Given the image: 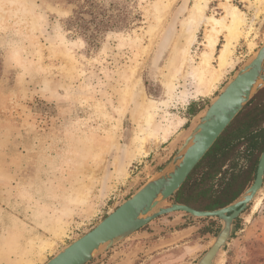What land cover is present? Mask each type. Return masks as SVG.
<instances>
[{"label": "rangeland", "instance_id": "374dc122", "mask_svg": "<svg viewBox=\"0 0 264 264\" xmlns=\"http://www.w3.org/2000/svg\"><path fill=\"white\" fill-rule=\"evenodd\" d=\"M74 1L0 0V264H45L91 230L178 152L194 120L182 125L183 107H203L200 117L264 45V0H230L247 21L216 80L217 56L210 70L202 64L210 30L196 13L197 0H94L121 26L100 32L96 45L67 29L78 8ZM225 2L212 0L206 14L221 17ZM198 26L188 52L187 39ZM227 38L222 33L216 54ZM150 99L161 106L148 127L143 112ZM187 216H160L103 246L88 264H119L120 257L121 264H197L222 220ZM180 222L196 228L189 234L193 246L158 247ZM220 256L214 264H264V183L236 218Z\"/></svg>", "mask_w": 264, "mask_h": 264}, {"label": "water", "instance_id": "95a60500", "mask_svg": "<svg viewBox=\"0 0 264 264\" xmlns=\"http://www.w3.org/2000/svg\"><path fill=\"white\" fill-rule=\"evenodd\" d=\"M264 87V45L227 82L221 92L195 117L184 143L173 158L130 197L104 217L91 230L58 251L45 264H88L105 246L111 248L130 237L151 221L181 211L192 220L216 217L222 227L213 245L197 264H214L235 230L236 218L248 207L264 183V150L260 155L251 186L234 202L213 210H199L188 204L163 203L172 198L203 159L216 140L243 110L251 98Z\"/></svg>", "mask_w": 264, "mask_h": 264}, {"label": "trees", "instance_id": "16d2710c", "mask_svg": "<svg viewBox=\"0 0 264 264\" xmlns=\"http://www.w3.org/2000/svg\"><path fill=\"white\" fill-rule=\"evenodd\" d=\"M76 2L78 8L67 20V29L82 31L88 44H98L102 31L121 29L116 15L99 8L94 0ZM263 150L264 87L235 117L173 197L199 210L232 203L255 178ZM241 158L244 164L240 163Z\"/></svg>", "mask_w": 264, "mask_h": 264}, {"label": "bare ground", "instance_id": "6f19581e", "mask_svg": "<svg viewBox=\"0 0 264 264\" xmlns=\"http://www.w3.org/2000/svg\"><path fill=\"white\" fill-rule=\"evenodd\" d=\"M211 1L212 0H197L195 3V10H196L197 15L200 18V22H205L206 24H208L209 30H210L207 36V39L205 41V46L207 49L203 53L204 55L202 58V64H204V67L206 70H210L213 66V59L217 56L218 72L215 75H216V80H219L222 77L224 71L227 69V67L231 63V57L234 52V48L236 46V43L239 41L241 35L244 34V31H245L244 26L246 24L247 19L244 13L240 10V8L237 5L233 4L230 0H226L225 2V14L224 15H222L221 17H216L214 15H208L206 14V9L209 7V4ZM167 5L169 4H166L164 6L166 7ZM198 28L199 26L192 32L190 37H188L187 39L186 50L188 52H189L191 45L194 44V42L197 39ZM224 32H227L228 38L222 45L219 53L216 54L220 36ZM182 64H184V61L181 63L180 66H178L176 70L174 69L175 71L172 73L171 79H174L177 76L178 72L181 71L183 67ZM174 88H175V82L174 80H170L168 83V89L170 91L169 93H171L174 90ZM212 88L215 89L216 86L214 85ZM166 103L167 102H165V104ZM160 104L161 103H159L158 101L150 99V102L145 105L143 113L145 115V120H146L148 127L152 124L156 110L158 109V106ZM137 139H140V141L142 139L143 144H145V142L147 141L146 137H142V136L138 137ZM140 141H139V144H140ZM143 144L140 150L144 149ZM47 243H50V242L48 241ZM45 246H41V247H45ZM219 256H220V253H219ZM25 260H26V264H35L34 261H30L31 259H25Z\"/></svg>", "mask_w": 264, "mask_h": 264}, {"label": "crops", "instance_id": "0c3cea01", "mask_svg": "<svg viewBox=\"0 0 264 264\" xmlns=\"http://www.w3.org/2000/svg\"><path fill=\"white\" fill-rule=\"evenodd\" d=\"M190 105V104H189ZM184 106L183 110L185 111L184 114H188L184 116V121L182 122V125L188 124L191 120V118H195L196 115H198L202 108L201 106ZM175 223V222H174ZM179 223V222H176ZM182 225L179 229H175L174 233H171V236L169 237H161L156 241V244L158 247H166V246H173L174 244L178 247H187L193 246V244L190 242L191 239H189L190 230H195L196 228L188 227L184 224V222H180ZM195 247H193L194 249ZM117 252L121 255V244L117 247ZM17 264H24V261L17 260ZM26 264V263H25ZM119 264H121V257Z\"/></svg>", "mask_w": 264, "mask_h": 264}]
</instances>
